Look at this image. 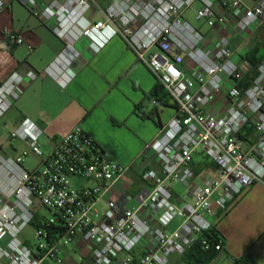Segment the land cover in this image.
<instances>
[{"label": "built area", "instance_id": "obj_1", "mask_svg": "<svg viewBox=\"0 0 264 264\" xmlns=\"http://www.w3.org/2000/svg\"><path fill=\"white\" fill-rule=\"evenodd\" d=\"M15 1L67 40L66 51L80 37L97 49L122 39L177 112L148 146L160 171L144 170L147 187L134 197L122 191L130 167L116 163L81 127L45 151L41 127L23 120L10 141L27 149L13 158L0 147V264H64L63 249L77 254L79 263L171 264L199 241L205 251L224 254L223 241L211 234L213 218L264 182V65L242 85L251 67L219 33L232 26L249 35L263 27L264 0L253 6L244 0H112L104 9L100 0ZM9 2L0 0V16ZM195 4V21L208 33L185 18ZM91 11L104 20L88 18ZM4 37L11 47L24 44L21 33ZM37 78L34 71H15L0 83V121ZM248 129L253 136L241 138ZM198 153L215 166V174L200 182L193 168ZM31 159L36 164L28 168ZM173 184L186 188L182 203L174 200ZM42 207L54 218L41 217ZM30 225L36 226L34 248L21 239Z\"/></svg>", "mask_w": 264, "mask_h": 264}, {"label": "crops", "instance_id": "obj_2", "mask_svg": "<svg viewBox=\"0 0 264 264\" xmlns=\"http://www.w3.org/2000/svg\"><path fill=\"white\" fill-rule=\"evenodd\" d=\"M9 1L0 16V83L15 71L38 74L9 111H13L15 128L25 119L34 122L41 127L43 147L49 151L75 127H81L116 163L130 167L122 191L134 197L147 187L143 171H160L148 146L162 135L175 116L176 107L169 99L168 106L158 108L157 116H142L137 107L141 106L151 116L154 105L147 95L158 82L122 39L115 37L97 49L89 39L80 37L66 51L69 42L56 37L51 25L33 17L15 0ZM256 1L244 0L247 6ZM100 3L104 9L110 2L100 0ZM88 18L103 21L104 15L91 11ZM196 28L209 32L203 23ZM6 31L21 33L24 44L9 46L4 37ZM219 34L231 39L234 49L251 69L252 62L264 65V26L249 35L237 33L232 26ZM49 67L51 71L46 74ZM26 149L24 142L16 141L11 142L8 151H2L14 158ZM193 168L197 182L215 174L214 164L202 153L194 157ZM171 188L176 203H182L186 189L179 193L173 185ZM134 205L131 200L129 206ZM213 224L224 240L225 253L218 254L211 264H233L243 256L264 264V182L244 190L225 215L213 218ZM24 242L30 246L29 241ZM62 255L66 264L83 263L69 249H63ZM171 264L184 263L180 256H173Z\"/></svg>", "mask_w": 264, "mask_h": 264}, {"label": "trees", "instance_id": "obj_3", "mask_svg": "<svg viewBox=\"0 0 264 264\" xmlns=\"http://www.w3.org/2000/svg\"><path fill=\"white\" fill-rule=\"evenodd\" d=\"M107 1L111 2L112 0H107ZM257 66L258 65L252 62V69L247 74L242 85H244L245 87L250 85V83L257 77ZM147 99L151 103L153 101L156 102L151 116H149V114L147 115V113L142 111L143 108H141V106L137 107L138 110L142 113V116L147 117V118H150L152 116H157L158 108L162 106L163 107L168 106V102H169V96L160 84H157L155 88L153 89V91H151L147 95ZM253 134H254L253 130L248 129L246 130V135H241V138L246 139L248 136H253ZM35 223L36 221H34L33 224ZM211 234L214 236L215 239H220L221 241H223V244H224L223 238L216 230L212 231ZM205 237L209 239L212 238L209 234H206ZM217 255L218 253L214 251V249L210 251H205L199 241L190 250H188L183 256H181V262H183L184 264H211L216 259ZM85 261H87V264H94L91 261V259H87ZM233 264H256V262L248 256H243L240 259L235 260Z\"/></svg>", "mask_w": 264, "mask_h": 264}, {"label": "rangeland", "instance_id": "obj_4", "mask_svg": "<svg viewBox=\"0 0 264 264\" xmlns=\"http://www.w3.org/2000/svg\"><path fill=\"white\" fill-rule=\"evenodd\" d=\"M198 8V4H195L192 9H190L186 14L185 18L188 22H190L194 27H198L200 23L195 21V10ZM15 125H14V117H13V111L7 113L5 117L0 121V147L4 151H8L10 149V135L13 131H15ZM43 141V140H42ZM14 143V142H12ZM43 145V143H42ZM44 146V145H43ZM44 148V147H43ZM45 150V148H44ZM36 164L35 160L31 159L26 162V166L28 168L34 167ZM173 187L175 190H177L179 193L185 191V187L180 184H173ZM39 214L43 218L51 219L54 218V213L49 211L48 209L42 207L39 209ZM179 221H174L170 225V230H174L177 227V224ZM21 239L24 241H29V245L31 248H34L35 244L38 243V240L36 239V226L30 225L28 228L24 230V232L21 235ZM62 258H64L63 255H61ZM51 260H49L50 262ZM52 262V261H51ZM84 263V262H83ZM82 263V264H83ZM64 264L66 262L64 261ZM73 264V263H72Z\"/></svg>", "mask_w": 264, "mask_h": 264}]
</instances>
